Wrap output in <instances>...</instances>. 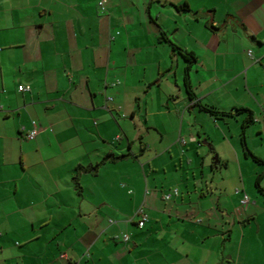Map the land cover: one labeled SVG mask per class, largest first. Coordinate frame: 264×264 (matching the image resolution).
I'll use <instances>...</instances> for the list:
<instances>
[{
	"label": "crops",
	"instance_id": "0c3cea01",
	"mask_svg": "<svg viewBox=\"0 0 264 264\" xmlns=\"http://www.w3.org/2000/svg\"><path fill=\"white\" fill-rule=\"evenodd\" d=\"M161 32L196 57L193 102ZM207 95L220 111L249 110L264 136V0H0V264H264L251 158L233 135L210 145L190 122L211 117L198 106ZM178 117L189 134L178 181L156 177L161 152L140 171L154 149L144 133L161 144Z\"/></svg>",
	"mask_w": 264,
	"mask_h": 264
},
{
	"label": "rangeland",
	"instance_id": "374dc122",
	"mask_svg": "<svg viewBox=\"0 0 264 264\" xmlns=\"http://www.w3.org/2000/svg\"><path fill=\"white\" fill-rule=\"evenodd\" d=\"M247 52L248 50H246V53ZM182 90L184 93L185 89H184L183 82H182ZM207 97L208 95L203 100V103L205 105H209V100L207 99ZM158 103H159L158 98L156 96L154 100V106L156 107ZM242 120L243 118L237 115L235 117H231V118L225 117L224 119L215 121L214 119H212L211 117L203 113L202 116L197 115L195 116L194 119L191 118L190 122L192 123V126L195 123V126L202 128L201 134H203L207 138L210 145L212 143L219 144L223 142L225 137L228 138L231 135H233L234 142L236 141L239 147L240 139H241V132H242V128H241ZM181 124H182V121L180 117H178L177 119L173 118L169 122L166 121L163 129H167L166 130L167 135L166 134L164 135V142L161 144L159 143V139H160L159 135L156 134L154 131H149V133H146V132L144 133L143 141H145L146 143H149L150 145H154L155 150L152 149L151 151L141 155V157L144 155L143 156L144 159L142 158L143 160L141 161V163H139L140 171L143 170L141 169V165H143L144 163L147 164L146 161H148V159L151 160L152 158H154L153 156H155L156 153L161 152V155H164V157L162 158V161L160 164L162 165L165 163L167 168L165 172H163V168H159V170H157L158 172L156 174V177H158L159 179L167 178V181H169L170 178L175 177V180L178 181V178L176 179V177H178L181 174L180 164L184 165L185 160L184 158H182V160H180L179 158V152H178L179 147L177 145V141L180 137H184L185 139L189 137V134L187 132L188 128L186 127L185 124L183 126ZM260 127H261L260 124L256 123V124H252L245 130V140H246L247 147L250 151L251 150L256 151V152L264 151V136H260L257 134V131H259ZM194 135H196L195 132H194ZM136 141H137L136 142L137 147L139 148L140 144L138 142V139H136ZM161 145H162V148L159 149ZM196 146L194 148H196ZM168 149H171V155L167 152ZM247 162H249L248 163L249 166L245 174V178L247 181L246 182L247 190H245V192L249 194L251 193L254 197L255 196L260 197V195L257 193L255 189L254 180L256 177V173L260 171L261 166L258 163L254 162L252 159H248ZM144 168H145L144 170L148 171L147 167H144ZM231 170H232L231 176H233V171H235V166H232ZM228 174L230 175V173ZM228 174H227V177H225V180L228 179ZM240 187L241 186L239 184L238 186L234 188H232L231 186H227L226 188H227V192L231 191L232 193H234L235 189H238Z\"/></svg>",
	"mask_w": 264,
	"mask_h": 264
},
{
	"label": "trees",
	"instance_id": "16d2710c",
	"mask_svg": "<svg viewBox=\"0 0 264 264\" xmlns=\"http://www.w3.org/2000/svg\"><path fill=\"white\" fill-rule=\"evenodd\" d=\"M159 41L168 43L170 45L172 51L174 53L178 54L185 61L186 67H185V71H184V87H185V90H186V93H187L189 100H191L193 102L196 99V96H195V94L192 90L191 84H190L189 72L191 69V65L196 60L195 55L192 52H188V51L182 49L181 47L175 45L174 43H172L166 37L164 32H161V35L159 37ZM198 106H199L201 111L209 114L216 121L220 120V119H224L225 117H233L236 115L246 113V117L241 124L242 132H241V139H240L244 155L247 157H250L254 162L261 164V165H264V162L261 159H259L258 157H256L255 155H253L252 152L248 149V147L246 145L245 130L254 122L253 115L249 110L239 108V109H234L231 112H223V111H220L213 106L201 105V104H198ZM107 157H110V155ZM123 157H126V156H123ZM79 169H81V168H78V170ZM263 178H264V170L261 173L257 174L255 181H254V186H255L257 193L260 195V197L262 198V200L264 202V188L261 186V181ZM74 180H75L76 187L79 189V185L77 183V177H75Z\"/></svg>",
	"mask_w": 264,
	"mask_h": 264
},
{
	"label": "built area",
	"instance_id": "2783aa9c",
	"mask_svg": "<svg viewBox=\"0 0 264 264\" xmlns=\"http://www.w3.org/2000/svg\"><path fill=\"white\" fill-rule=\"evenodd\" d=\"M248 55L249 57H252V52L248 51ZM19 91H27L29 90V87H23L20 86L18 88ZM39 129L37 127H34L32 130H30L25 138L27 140H33L39 133ZM191 141H195L194 138L191 139ZM182 144H185V140L181 141ZM179 192L177 189L172 190L170 193L165 194L164 195V200L169 201L173 196H178ZM249 203V199L246 195H244V197L242 198V200L240 201L241 206H247V204ZM135 218L137 219V226L141 229L144 227L145 223L147 222V215L144 213L143 209H139L136 213H135ZM123 241L127 242L129 240V237L127 235L123 236Z\"/></svg>",
	"mask_w": 264,
	"mask_h": 264
}]
</instances>
